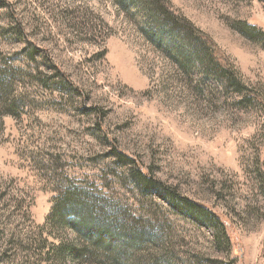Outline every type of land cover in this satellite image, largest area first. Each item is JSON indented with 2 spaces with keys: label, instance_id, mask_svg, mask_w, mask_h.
Listing matches in <instances>:
<instances>
[{
  "label": "rangeland",
  "instance_id": "1",
  "mask_svg": "<svg viewBox=\"0 0 264 264\" xmlns=\"http://www.w3.org/2000/svg\"><path fill=\"white\" fill-rule=\"evenodd\" d=\"M167 1L246 89L156 0H0V264H264V0Z\"/></svg>",
  "mask_w": 264,
  "mask_h": 264
},
{
  "label": "trees",
  "instance_id": "2",
  "mask_svg": "<svg viewBox=\"0 0 264 264\" xmlns=\"http://www.w3.org/2000/svg\"><path fill=\"white\" fill-rule=\"evenodd\" d=\"M156 2L160 6L159 12L164 13L163 16L167 17V19H170L172 22H174V23L180 25L181 27H183L184 29H186L188 32H190L197 39V43H200L203 47L202 54L205 57L207 56L209 58L208 60H206V59L205 60L208 63L212 62L215 65V67L224 75V78L227 81L233 82L237 88H244V89L247 88L246 85L243 83V81L239 78L238 72L236 71V69H235L233 63L231 62L229 56L225 52H223V50L220 47L217 46V44L209 37V35L207 33H205L204 31H202L199 28H197L196 26H194L193 23L190 20H188L187 18H185L181 15L175 14L170 9L169 3L167 0H156ZM5 4H6L5 6L8 7V10L12 16V19H13L15 25H17L18 30L21 32L22 35H24V37L27 36L26 31L24 30V28H23L22 24L20 23L18 17L14 13L12 7L10 5H8L7 3H5ZM32 47L34 50H39V51L43 50V49L36 47L35 45H32ZM45 56L47 57L48 55L45 53ZM51 67L55 70L56 74L61 77V79L69 87L70 90L74 91L75 93L79 94L80 96L83 95V92L80 89H78V87L75 86L71 82L68 75H66V73L62 69L55 66L54 64H52ZM109 141H110L111 148H112L113 152L120 159H122L124 161L131 162L134 165H136V168L138 169V177L140 180H142V182H144L146 184H154L155 186H158L159 188L165 190L172 197L176 195L171 188L166 187L164 185H161L160 182L153 181L152 177L150 175H148L146 173V171H144L142 169V167L140 166V164L138 163V161L135 158L131 157L127 153L118 149L117 145L111 139H109ZM176 197H179V196H176ZM179 198H182V200L187 201L193 207H197L199 209H202L207 213L210 212L209 208L202 203L190 200V199L185 198V197H179ZM64 199H65V197L62 198L61 200H64ZM64 205L63 206L60 205L59 207L57 206V207L53 208L52 212H54L56 214V211L61 212V209L63 207H65L64 208L65 210L68 209L66 212V216H64L65 210L62 209V210H64L63 213H59L60 215L57 219H56V216L54 218L51 217L52 221L50 222V224H48V222H47L45 224V227L51 228L50 227L51 225L54 226V224H56V220L59 221L58 224H60L61 220L63 222H65L66 217H67V213H68V215L71 214V217H73L74 214L80 210V207L75 205L74 201L71 202V200H70V203L64 204ZM54 213H52V215ZM83 218L85 219V217H83ZM70 223L67 222L68 225L72 226L74 224V220H72V222L70 221ZM61 225H62V223L60 225H56V226H61ZM74 230H73L74 233L78 232V230H75V231ZM97 234L99 237L101 236V233H97ZM91 243H92V240H91ZM95 244H98V243L95 241ZM87 245H88V243H83L81 248L71 247V249H70V248H65L63 246L62 242L60 241L56 244H52L51 248L46 249L44 257L42 255H40V258L44 259V260L61 261V260H64V258H67L68 255H65V254H66V252H68V254H71V257L80 259L81 258L80 254L82 251L86 250V248L84 246H87ZM107 250L109 252L112 251L111 247H108ZM38 252L40 253V251H38ZM46 254H48V255H46ZM116 254H117V256L113 260H115L120 255V251L118 248H117Z\"/></svg>",
  "mask_w": 264,
  "mask_h": 264
}]
</instances>
